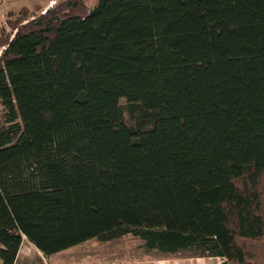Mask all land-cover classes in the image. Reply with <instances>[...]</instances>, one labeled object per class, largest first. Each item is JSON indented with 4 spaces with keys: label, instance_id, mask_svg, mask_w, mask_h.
<instances>
[{
    "label": "trees",
    "instance_id": "1",
    "mask_svg": "<svg viewBox=\"0 0 264 264\" xmlns=\"http://www.w3.org/2000/svg\"><path fill=\"white\" fill-rule=\"evenodd\" d=\"M37 8L0 26L3 264L128 234L264 264V0Z\"/></svg>",
    "mask_w": 264,
    "mask_h": 264
},
{
    "label": "rangeland",
    "instance_id": "2",
    "mask_svg": "<svg viewBox=\"0 0 264 264\" xmlns=\"http://www.w3.org/2000/svg\"><path fill=\"white\" fill-rule=\"evenodd\" d=\"M7 3L3 4L4 0H0V26L6 25V20L10 12H17L22 9L24 3L29 5L27 7L30 11L35 12L37 4L39 3L41 8L51 7L59 0H5ZM90 8L94 6L96 0H87ZM3 4V5H2ZM36 6V7H35ZM121 102L126 103V99H122ZM4 120V110L0 103V124ZM184 251H180L178 256H182ZM61 256H69L70 258H77V262L92 264H100L103 261L111 263L115 261L124 260H136L144 258L146 261L151 262L158 258H163L168 253L151 250L149 251L145 247V240L132 234L117 237L109 241H99L97 239H91L82 244L70 247L66 250L61 251ZM187 252L185 254H190ZM171 254V253H170ZM174 254V253H173Z\"/></svg>",
    "mask_w": 264,
    "mask_h": 264
},
{
    "label": "crops",
    "instance_id": "3",
    "mask_svg": "<svg viewBox=\"0 0 264 264\" xmlns=\"http://www.w3.org/2000/svg\"><path fill=\"white\" fill-rule=\"evenodd\" d=\"M5 3L7 2L4 0L3 4ZM36 6L40 7L42 5L38 3ZM53 6L54 5H51V7ZM21 7H29V5H26L24 3ZM41 9H43V12H45L48 9V7ZM1 246L2 245H0V247ZM60 252L54 253L52 255H46L33 242H31L26 235H23V241L14 264H85V263L77 262L76 257L70 258L69 256L67 257L61 256L62 253ZM187 252H191V253L185 254ZM3 263H4L3 260L0 258V264ZM86 264H92V263L87 262ZM100 264H226V259L218 255H214V256L204 255L197 250L189 249V250H184L182 256H178V254L168 253L167 255H165V257L158 258L151 262L146 261L144 258L142 259L139 258L133 261L131 260L118 261L117 263L115 261H112L111 263H107L106 261H103Z\"/></svg>",
    "mask_w": 264,
    "mask_h": 264
},
{
    "label": "built area",
    "instance_id": "4",
    "mask_svg": "<svg viewBox=\"0 0 264 264\" xmlns=\"http://www.w3.org/2000/svg\"><path fill=\"white\" fill-rule=\"evenodd\" d=\"M5 48H6V46H2V47L0 48V68H1V66H2L1 57H2V54H3V51H4ZM2 108H3V110H4V113L7 112V109H6L4 106H2ZM3 122H4V120H3ZM3 122H2V124H3Z\"/></svg>",
    "mask_w": 264,
    "mask_h": 264
}]
</instances>
